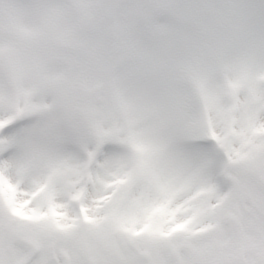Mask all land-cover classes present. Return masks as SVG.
I'll list each match as a JSON object with an SVG mask.
<instances>
[{
	"label": "snow or ice",
	"instance_id": "obj_1",
	"mask_svg": "<svg viewBox=\"0 0 264 264\" xmlns=\"http://www.w3.org/2000/svg\"><path fill=\"white\" fill-rule=\"evenodd\" d=\"M0 264H264V0H0Z\"/></svg>",
	"mask_w": 264,
	"mask_h": 264
}]
</instances>
